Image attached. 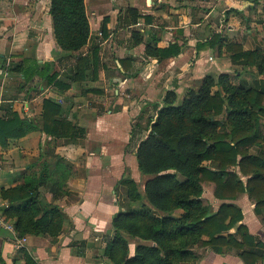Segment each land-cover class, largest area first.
Masks as SVG:
<instances>
[{
	"label": "crops",
	"instance_id": "crops-1",
	"mask_svg": "<svg viewBox=\"0 0 264 264\" xmlns=\"http://www.w3.org/2000/svg\"><path fill=\"white\" fill-rule=\"evenodd\" d=\"M85 2L90 39L75 56L59 60L51 0H0V116L15 111L39 124L44 100L52 99L61 106L62 117L86 128L77 142L54 139L37 128L0 145V187L21 184L27 173L48 167L53 175L41 186L40 199L66 214L65 229L56 239L26 235L22 249H16L14 234L0 228V264H113L104 254L114 232L113 218L139 206L129 201L120 180H135L145 194L148 176L139 169L136 154L147 136L141 125L156 116L167 90L175 89L182 102L205 75L221 73H229L234 83L264 90V72L257 66L233 60L225 47L221 52L197 49L198 41L220 33L245 50L264 52V0ZM152 36L159 47L180 43L182 52L164 59L148 55L146 45ZM80 55L93 61L97 57V79L92 65L85 80L70 78ZM33 59L53 61L68 88L59 90L39 74L26 79L22 71L10 69ZM261 98L264 103V95ZM48 150L55 157H47ZM208 192L212 195L205 196L217 210L222 200ZM234 202L243 210L241 223L264 241V222L256 204L247 193ZM136 241L130 242V255ZM74 242L81 245L72 247ZM197 252L199 259L185 264H246L234 250Z\"/></svg>",
	"mask_w": 264,
	"mask_h": 264
},
{
	"label": "trees",
	"instance_id": "trees-1",
	"mask_svg": "<svg viewBox=\"0 0 264 264\" xmlns=\"http://www.w3.org/2000/svg\"><path fill=\"white\" fill-rule=\"evenodd\" d=\"M50 13L58 59L75 56L91 36L85 0H51ZM157 44L152 36L146 53L164 59L182 52L178 42L166 47ZM206 47L217 52L225 47L233 60L264 72L262 51L245 50L220 33L197 42L198 50ZM95 59L80 55L70 78L85 80L92 65L97 79ZM53 68V61L41 63L38 59L10 67L22 71L26 79L39 74L49 85L67 89L69 84ZM263 95L264 90L234 83L229 73L205 75L200 86L190 87L180 103L177 91L167 90L156 116L141 125L147 136L136 154L139 169L148 176L145 194L135 180H120L129 201L139 206L123 209L113 218L114 232L104 250L113 264H185L198 260L197 249L201 248L218 253L234 250L246 264L264 261V241L241 223L243 210L234 202L247 193L264 222ZM37 128L70 142L86 135L85 127L61 116L57 102L45 99L39 124L15 111L0 116V145L5 147L10 139L22 138ZM46 153L55 157L53 151ZM51 174L48 167L41 172L32 170L23 183L0 187V201L9 204L4 212L15 222L19 236L56 239L64 231L66 214L58 205L40 199V188L52 179ZM207 189L222 200L217 210L205 196ZM176 210L182 212L176 215ZM132 239L137 240L134 255H130ZM80 245L72 243V247Z\"/></svg>",
	"mask_w": 264,
	"mask_h": 264
},
{
	"label": "built area",
	"instance_id": "built-area-1",
	"mask_svg": "<svg viewBox=\"0 0 264 264\" xmlns=\"http://www.w3.org/2000/svg\"><path fill=\"white\" fill-rule=\"evenodd\" d=\"M8 206V202L0 203V228L14 234L16 249H22L26 245V237L18 235L15 222L5 214L4 209Z\"/></svg>",
	"mask_w": 264,
	"mask_h": 264
},
{
	"label": "rangeland",
	"instance_id": "rangeland-1",
	"mask_svg": "<svg viewBox=\"0 0 264 264\" xmlns=\"http://www.w3.org/2000/svg\"><path fill=\"white\" fill-rule=\"evenodd\" d=\"M178 102L180 103L181 102V100L180 99H178ZM208 191H210V190H206V193L209 195V194H211V193H209ZM212 195V194H211ZM176 213V212H175Z\"/></svg>",
	"mask_w": 264,
	"mask_h": 264
}]
</instances>
